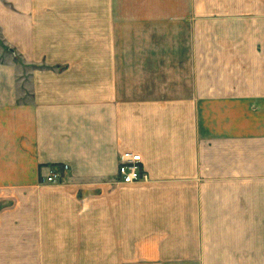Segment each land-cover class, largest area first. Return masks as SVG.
Segmentation results:
<instances>
[{
    "label": "crops",
    "instance_id": "0c3cea01",
    "mask_svg": "<svg viewBox=\"0 0 264 264\" xmlns=\"http://www.w3.org/2000/svg\"><path fill=\"white\" fill-rule=\"evenodd\" d=\"M0 264H264V0H0Z\"/></svg>",
    "mask_w": 264,
    "mask_h": 264
},
{
    "label": "built area",
    "instance_id": "2783aa9c",
    "mask_svg": "<svg viewBox=\"0 0 264 264\" xmlns=\"http://www.w3.org/2000/svg\"><path fill=\"white\" fill-rule=\"evenodd\" d=\"M67 166L63 165L61 168H54L49 171L45 177L48 183H57L61 180L62 171L66 170ZM118 183L133 184L138 182H145L149 179L147 172L143 168L141 156L132 152H124L119 156L118 165Z\"/></svg>",
    "mask_w": 264,
    "mask_h": 264
},
{
    "label": "rangeland",
    "instance_id": "374dc122",
    "mask_svg": "<svg viewBox=\"0 0 264 264\" xmlns=\"http://www.w3.org/2000/svg\"><path fill=\"white\" fill-rule=\"evenodd\" d=\"M9 54V51L8 50H4V53H2V54ZM2 58V57H1Z\"/></svg>",
    "mask_w": 264,
    "mask_h": 264
}]
</instances>
